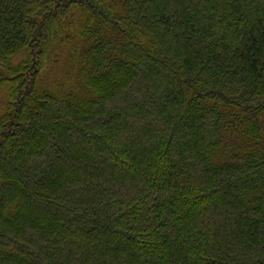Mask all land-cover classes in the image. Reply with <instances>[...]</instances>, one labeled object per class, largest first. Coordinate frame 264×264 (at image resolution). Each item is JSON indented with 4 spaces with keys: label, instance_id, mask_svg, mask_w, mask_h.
Listing matches in <instances>:
<instances>
[{
    "label": "trees",
    "instance_id": "trees-1",
    "mask_svg": "<svg viewBox=\"0 0 264 264\" xmlns=\"http://www.w3.org/2000/svg\"><path fill=\"white\" fill-rule=\"evenodd\" d=\"M0 264H264V0H0Z\"/></svg>",
    "mask_w": 264,
    "mask_h": 264
}]
</instances>
